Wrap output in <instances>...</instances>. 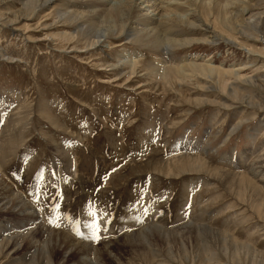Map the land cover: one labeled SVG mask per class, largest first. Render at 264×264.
Segmentation results:
<instances>
[{"label": "rangeland", "instance_id": "1", "mask_svg": "<svg viewBox=\"0 0 264 264\" xmlns=\"http://www.w3.org/2000/svg\"><path fill=\"white\" fill-rule=\"evenodd\" d=\"M27 2L0 0V178L38 214L36 223L78 244L112 245L115 250L125 236L146 227L170 231L194 224L225 232L252 251L232 258L213 241L209 249L217 264H264V215L239 202L206 173L171 177L161 172L164 168L160 171L165 160L197 155L225 172L255 169L253 178L264 192V97L261 108L252 102L264 94V87L238 81L240 100L224 92L216 76L157 82L122 65L108 66L119 62L123 52L141 53L142 48L128 41L103 46V52L74 47L65 36L69 25L54 17L58 6L31 14ZM260 4L254 7L255 24L261 28L256 33L234 32L236 19L224 13L216 20L203 13L205 21L230 38L180 46L168 59L195 58L228 71L241 69L248 80L263 79ZM169 32L179 40L202 36L185 26ZM143 51L146 63L159 59V54ZM11 217L0 215V240L12 233L11 238L24 235L33 227ZM155 249L157 264H182L167 249ZM181 249L184 264H199L203 246L189 241ZM18 257L17 263L29 261L28 256ZM124 258L144 264L134 252Z\"/></svg>", "mask_w": 264, "mask_h": 264}, {"label": "bare ground", "instance_id": "2", "mask_svg": "<svg viewBox=\"0 0 264 264\" xmlns=\"http://www.w3.org/2000/svg\"><path fill=\"white\" fill-rule=\"evenodd\" d=\"M262 2L264 3V0H29L26 4H29V7L32 5V8H29L31 14L46 6H58V12H56V15L53 13L55 15L53 16L57 20H61L63 24L69 25L66 27H69L68 32L70 33L65 34V36L72 41L70 43L75 44L74 47L80 45L79 48H95L101 52L103 46L112 47L113 44H123L125 41H128V43L142 48V51L143 49H148L159 54V59L156 62L146 63L142 51L141 53H137V51L133 53L125 51L122 54L124 56L121 55L122 57L117 58L119 62L108 66L117 68L122 65L125 69L132 70V74L140 71L144 73V76L146 75L148 80L157 82H185L188 80L186 81L187 83L190 79L197 78L198 75L210 79L212 76H216L224 92L232 96V98L242 100L243 97L240 95L236 83L243 81L250 83L249 85L263 88L264 78L254 80L252 77L248 80L249 76H246L247 74L244 75L241 69L228 71L223 68L224 66L216 68L206 64L207 62L197 63V61H194L195 58L189 60L185 57L179 60H172L168 59V55L176 48L190 45L193 42H208L213 44L221 39L230 38L227 37V34H224V30L218 32L214 29L210 20L206 19L207 21H205L203 13H206L209 19L213 18L215 20L218 16L220 17L221 13H224L225 16L236 19L234 24H232L235 27L234 32L244 30L248 35L256 33L261 28L258 30V26L255 24L257 19L256 13L258 11L255 12L256 9L254 7L261 5L260 3ZM254 3L259 5H254ZM24 10L28 11V9ZM212 11H216L218 14L214 15L211 13ZM11 15H9L10 18ZM13 17L17 18L16 16ZM10 22L15 25L17 21L12 18ZM12 23L6 21L2 25L11 27ZM229 23V21H225V24L230 28ZM183 26L192 32L201 31L200 34L202 36L188 40L186 38L181 40L172 38V34H169L171 33L169 31L180 30ZM160 52H162V55ZM250 52L256 53L253 50H248V53ZM260 54L264 57V50ZM117 60L115 59L114 61ZM170 64L171 67H168ZM257 97L260 99L259 101ZM263 97L264 94L254 96V98L252 97V102L257 107H260L262 106L260 101H262ZM200 103L202 101H195L196 105H200ZM24 116L22 115V117ZM165 161V166H160V171L164 168L161 172L166 176L179 177L188 173H206L223 183L231 195L236 197L239 202L241 201L245 205H249L263 218V185L261 186L253 178L255 169L249 168V172L247 171L248 173L246 172L245 174L242 172H225L221 168L208 166L197 155L196 157L191 155L179 159L177 157V159L172 161ZM263 177L258 178V180ZM203 183L205 184L206 180ZM228 195L230 194L228 193ZM0 215L1 217L12 216L11 218L14 217L15 220L21 221L22 224H33L32 230L30 229L24 235H15V237L11 238L12 233L10 237H6V240H0V263L3 262V259H10L12 262L17 263L18 256H28L29 261L26 260L27 262L24 261L23 263L20 261L17 264H114L111 262L113 259H115V264H138L136 261H131V258H124L125 255L134 252L135 256L143 258L144 264H157L155 259L157 256L154 257L157 253L152 252V249H155L156 245L167 249L169 256L178 258L179 262L184 264L186 255L181 248H184V244L189 241H195L203 246L199 264L218 263V258L209 249L213 241L218 248L220 246L232 258H239L238 256L249 255L252 252L249 247L240 244V242L237 243L238 241L236 242L233 238L231 239L225 232H214L208 227H200L194 224L185 225L179 229L170 231L160 226L143 228L137 233L125 236L119 242L117 250L113 249L112 245L102 247L81 245L62 233L47 230L41 224L36 223L38 222V214L36 215L31 210L30 205L23 200L19 192L15 193L13 188L1 178ZM158 243L159 245H157ZM171 245H173V250L169 248ZM178 250L181 251L177 256H174L173 253Z\"/></svg>", "mask_w": 264, "mask_h": 264}, {"label": "snow or ice", "instance_id": "3", "mask_svg": "<svg viewBox=\"0 0 264 264\" xmlns=\"http://www.w3.org/2000/svg\"><path fill=\"white\" fill-rule=\"evenodd\" d=\"M99 229H100V225L99 224H96L95 225V231L98 233L99 232ZM96 239H99V236L97 235L96 236Z\"/></svg>", "mask_w": 264, "mask_h": 264}]
</instances>
